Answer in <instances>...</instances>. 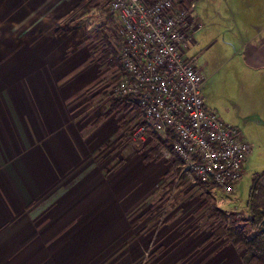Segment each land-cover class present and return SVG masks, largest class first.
Here are the masks:
<instances>
[{
  "label": "crops",
  "instance_id": "crops-1",
  "mask_svg": "<svg viewBox=\"0 0 264 264\" xmlns=\"http://www.w3.org/2000/svg\"><path fill=\"white\" fill-rule=\"evenodd\" d=\"M50 1L0 0V264H244L241 247L205 244L184 223L178 232L179 221L145 234L153 203L136 198L147 175L133 156L104 174L103 156L129 124L117 113L132 108L107 117L99 108L112 98L84 72L89 51H65L74 41L59 36ZM233 4L229 60L240 59L263 120L264 0Z\"/></svg>",
  "mask_w": 264,
  "mask_h": 264
},
{
  "label": "rangeland",
  "instance_id": "rangeland-1",
  "mask_svg": "<svg viewBox=\"0 0 264 264\" xmlns=\"http://www.w3.org/2000/svg\"><path fill=\"white\" fill-rule=\"evenodd\" d=\"M90 1L51 0L49 3L52 8L51 16L61 27L59 36L74 41L71 44L74 48L65 51L76 52V57L79 54L86 57L84 51L85 49L89 51V65L85 67L84 72L90 74V83L96 84L97 80L102 90H107L108 93L117 82V75L121 70V65L113 58V49L117 51L115 35L118 22L116 15L109 13L110 0H99L98 6ZM236 1L238 0H198L196 16L201 29L193 36L187 53V57L196 58V64L206 81L204 97L209 109L219 114L226 124L238 128L252 147L242 178L234 192L223 193L215 185L209 187V190L205 189L189 176L178 173L177 158L157 137L136 138L135 134L143 123V116L134 108L128 112L122 109L117 113V121L119 123L125 121L129 126L122 128L118 143L115 142L114 146H111L113 149L106 150L109 153L103 156V160L108 161V164L105 163L106 174L107 167L115 169V164L118 165L122 158L133 156L136 160L135 170L141 175L144 173L147 175L145 178L143 176L144 181L138 187L136 198V202H140L149 195L145 201L153 203V225L152 228L151 225L148 226L145 234L150 236L151 230L154 232L164 221L171 219L173 223L179 221L177 224L180 233L181 223H184L185 234L198 230L205 244L211 242L215 245L216 242L226 240L234 247L244 249L245 255V248L241 245L236 246L235 241L230 239L226 215L232 212L249 215L247 202L254 176L264 172V119L261 120L253 113L254 96L250 94L252 88L247 85L240 59L229 60L231 54L227 44L237 45L238 41L236 34L232 33L234 26L233 18L230 16V9L235 7L233 2ZM108 48L110 54L106 58L105 50ZM73 63L67 65L68 70ZM254 91H259L258 84ZM257 98L255 102L257 109L263 108L259 96ZM112 102L113 100L105 99L99 108H104L106 112L112 107ZM169 154L172 157H168ZM33 169L32 165L30 170L36 174ZM181 206H186V209ZM141 211L142 208L137 211V215H140ZM172 228L174 229V226ZM141 230V233H144L143 226ZM174 232L177 231L174 229ZM137 264L149 262L143 256L137 259Z\"/></svg>",
  "mask_w": 264,
  "mask_h": 264
},
{
  "label": "built area",
  "instance_id": "built-area-1",
  "mask_svg": "<svg viewBox=\"0 0 264 264\" xmlns=\"http://www.w3.org/2000/svg\"><path fill=\"white\" fill-rule=\"evenodd\" d=\"M197 2L110 0L122 70L109 96L131 98L141 108L136 138L175 137L173 154L182 163L181 175L231 194L252 147L238 128L209 109L206 81L196 58L187 57L201 29Z\"/></svg>",
  "mask_w": 264,
  "mask_h": 264
},
{
  "label": "trees",
  "instance_id": "trees-1",
  "mask_svg": "<svg viewBox=\"0 0 264 264\" xmlns=\"http://www.w3.org/2000/svg\"><path fill=\"white\" fill-rule=\"evenodd\" d=\"M98 1L99 0H91L90 3H96V6H98ZM110 12L111 11L109 10V13ZM110 47L111 46H109V48ZM115 47L117 49V46ZM109 48L105 50V53H107L106 58H108L110 54ZM113 58L121 65L118 49L117 51L113 49ZM121 70L119 71L117 78L120 77ZM104 95L109 97V92L107 93V90L104 91ZM110 98L113 100L112 107L110 108V111L107 112L106 117L110 116L117 108L122 107L128 109L134 108L142 113L141 108L131 98L121 96ZM159 140H161V144H165L166 148L173 152L175 142L174 136H170L167 140ZM178 162L179 167L177 171L180 174L182 170V163L180 160H178ZM195 182H198L200 186L207 190H209V187L212 186L204 185L199 182L198 179H195ZM247 207L249 209V215L247 216L235 212L226 215L228 219L227 231L229 232L230 239L235 241L234 244L236 246L241 245L245 248V255L243 258L245 264H264V234L261 230V226L264 221V172L255 174L254 176Z\"/></svg>",
  "mask_w": 264,
  "mask_h": 264
},
{
  "label": "water",
  "instance_id": "water-1",
  "mask_svg": "<svg viewBox=\"0 0 264 264\" xmlns=\"http://www.w3.org/2000/svg\"><path fill=\"white\" fill-rule=\"evenodd\" d=\"M261 230H262V233L264 234V221L262 223Z\"/></svg>",
  "mask_w": 264,
  "mask_h": 264
}]
</instances>
